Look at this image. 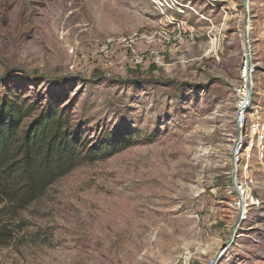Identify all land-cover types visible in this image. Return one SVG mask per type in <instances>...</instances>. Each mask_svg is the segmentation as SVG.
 Returning <instances> with one entry per match:
<instances>
[{
	"label": "rangeland",
	"instance_id": "374dc122",
	"mask_svg": "<svg viewBox=\"0 0 264 264\" xmlns=\"http://www.w3.org/2000/svg\"><path fill=\"white\" fill-rule=\"evenodd\" d=\"M176 1L196 14L153 0H0V104L34 110L22 130L59 101L88 144L105 132L133 142L26 206L1 202L0 264H211L224 246L218 264H264V42L240 130L244 0Z\"/></svg>",
	"mask_w": 264,
	"mask_h": 264
},
{
	"label": "trees",
	"instance_id": "16d2710c",
	"mask_svg": "<svg viewBox=\"0 0 264 264\" xmlns=\"http://www.w3.org/2000/svg\"><path fill=\"white\" fill-rule=\"evenodd\" d=\"M33 112L12 98L0 104V203L26 206L77 167L108 159L133 143L105 132L88 144L59 101L49 102L22 130Z\"/></svg>",
	"mask_w": 264,
	"mask_h": 264
},
{
	"label": "built area",
	"instance_id": "2783aa9c",
	"mask_svg": "<svg viewBox=\"0 0 264 264\" xmlns=\"http://www.w3.org/2000/svg\"><path fill=\"white\" fill-rule=\"evenodd\" d=\"M154 5L160 9L166 8L168 11L175 13L174 15L178 14H184L186 9L192 10L196 14V11L193 9L187 7V6H181L176 0H153ZM162 10V9H161ZM244 12L247 14L248 19L246 20L245 16V22L246 25L250 28L248 30V36L245 38L243 37V57L241 61V74H240V82L235 88V95H236V109L238 113V124L240 130L242 129V126L244 124V115L247 110V107L249 105L250 99L252 97L248 94L247 85L250 86L251 90V83L253 79V72H254V64H253V54H252V45L255 43L256 40H262L264 42V0H248L247 5H244ZM170 23H178L176 18L171 17ZM256 20L259 24V28L261 33L258 35V37H250L251 34H254V27L252 24V21L254 22ZM106 51V52H105ZM102 53H105V58H108V52L107 47L102 50ZM252 91V90H251ZM255 129V130H254ZM259 130V126H252V132L257 133ZM243 139L240 138L238 149L240 150L242 146ZM191 260L189 258L184 259L182 264H190Z\"/></svg>",
	"mask_w": 264,
	"mask_h": 264
},
{
	"label": "water",
	"instance_id": "95a60500",
	"mask_svg": "<svg viewBox=\"0 0 264 264\" xmlns=\"http://www.w3.org/2000/svg\"><path fill=\"white\" fill-rule=\"evenodd\" d=\"M247 2H248V0H244V5H247ZM245 16H246V20L248 19V16H247V14H245ZM245 28H246V30H245V38H247V36H248V30H247V28H248V26L246 25L245 26ZM247 89H248V91H250V86L249 85H247ZM239 142H240V138H238V140L236 141V143H235V145H234V151H233V153H234V157L235 156H237L239 153H240V150L238 149V146H239ZM235 162V161H234ZM234 162H233V172H234V177H236V169H235V164H234ZM239 194V193H238ZM242 200V199H241ZM242 214H243V212L240 210V215H239V219H238V223L241 221V219H242ZM227 249V246H224L222 249H221V251L218 253V255L216 256V258L211 262V264H218V260H219V258H220V255L225 251Z\"/></svg>",
	"mask_w": 264,
	"mask_h": 264
},
{
	"label": "bare ground",
	"instance_id": "6f19581e",
	"mask_svg": "<svg viewBox=\"0 0 264 264\" xmlns=\"http://www.w3.org/2000/svg\"><path fill=\"white\" fill-rule=\"evenodd\" d=\"M247 30H250V28L248 27L247 28ZM210 46H211V50L209 51V53H213V52H215L216 51V49H217V39H215V40H212V42L210 43ZM251 93H252V91L250 90V91H248V94L247 95H251ZM258 126V125H257ZM255 133V132H254ZM240 186V185H239ZM236 189V191L238 192L239 190L240 191H244V187H241V188H235ZM244 195H247L245 198H243V200H241V199H239V210H241V211H243L244 212V214L246 213V205L244 206V204L247 202V201H249V200H251V198L253 197V195L251 194V192L249 191V192H244Z\"/></svg>",
	"mask_w": 264,
	"mask_h": 264
}]
</instances>
